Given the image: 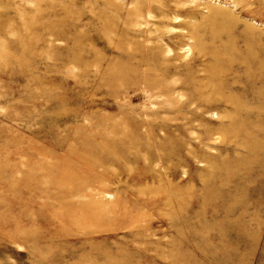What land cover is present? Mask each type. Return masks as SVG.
Here are the masks:
<instances>
[{
  "label": "rangeland",
  "instance_id": "1",
  "mask_svg": "<svg viewBox=\"0 0 264 264\" xmlns=\"http://www.w3.org/2000/svg\"><path fill=\"white\" fill-rule=\"evenodd\" d=\"M0 264H264V0H0Z\"/></svg>",
  "mask_w": 264,
  "mask_h": 264
}]
</instances>
